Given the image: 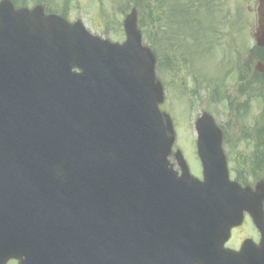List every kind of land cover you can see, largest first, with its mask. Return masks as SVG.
<instances>
[{"label": "water", "instance_id": "95a60500", "mask_svg": "<svg viewBox=\"0 0 264 264\" xmlns=\"http://www.w3.org/2000/svg\"><path fill=\"white\" fill-rule=\"evenodd\" d=\"M256 1L252 36L264 46V0ZM124 29L119 45L90 36L79 23L44 17L40 8L14 11L0 2V237L24 234L37 240L39 257L50 256L53 236L71 215L76 224L81 205L84 264L237 262L240 253L222 244L243 209L262 224L257 199L264 192L246 195L228 181L219 131L205 116L195 126L204 180L183 166L179 178L167 169L171 141L156 107L162 90L154 59L141 45L134 12ZM63 177L79 180L81 189L61 182L64 197L52 182H16ZM179 209L203 217L196 242L181 216L172 225L163 221ZM217 215L222 224L205 218ZM5 246L0 264L32 248Z\"/></svg>", "mask_w": 264, "mask_h": 264}, {"label": "rangeland", "instance_id": "374dc122", "mask_svg": "<svg viewBox=\"0 0 264 264\" xmlns=\"http://www.w3.org/2000/svg\"><path fill=\"white\" fill-rule=\"evenodd\" d=\"M14 1L17 7H33L40 3L37 1H43L49 10L63 14L68 21L80 20L89 32L116 42L124 40L123 19L136 5L137 26L141 31L142 41L159 58L155 72L165 90L159 110L171 119L175 135L173 144L184 150L190 171L200 174L193 156V123L201 113L210 115L223 130L222 146L230 177L234 179L237 175L242 176L248 172L253 175L249 171L252 165L257 170L251 162L253 145L257 141L255 129L257 125L264 123L262 105L256 100L248 99L246 95H240L236 91L237 84L231 83V79L227 78L230 74L228 71L232 68L242 63L247 64L248 51L253 46L250 31L254 22L255 0ZM237 15L242 16L240 30L244 35L210 34L215 31L236 32L239 27L232 22ZM195 32L199 35H195ZM206 33L209 35H204ZM193 34L197 38L195 41ZM166 58L170 69L163 68ZM246 71L248 80H253L255 77L252 67ZM233 76L234 73L232 79ZM220 79L223 80L221 83ZM211 80L220 84L215 85ZM213 87L216 88V94L220 93L221 100L210 99ZM225 95L229 97L225 98ZM230 97H234L232 102L229 101ZM240 103H243L245 110L242 112L240 109L242 113L238 114L234 106ZM242 132L251 135L243 137ZM262 140L264 141V136ZM256 151L261 153V150ZM258 169L263 171L262 168ZM249 175L246 178L253 184L255 177ZM244 236H253L248 223L235 231L230 244L236 238Z\"/></svg>", "mask_w": 264, "mask_h": 264}, {"label": "flooded vegetation", "instance_id": "af4514ba", "mask_svg": "<svg viewBox=\"0 0 264 264\" xmlns=\"http://www.w3.org/2000/svg\"><path fill=\"white\" fill-rule=\"evenodd\" d=\"M233 73H234V76H235L234 79L236 80V82L240 83L241 79L244 77L242 74V69L236 68L235 70L231 71V74H233ZM251 87H253L252 91L254 94V98L256 99V97H257L258 99H261V97L264 96V76L258 75V76H256V78L254 80L251 81V85L246 90L247 95L250 93ZM248 97H250V96H248ZM259 148H264V145L259 146ZM256 150H261V149H254L253 152ZM246 219H248V217H245V220ZM241 241H243V240H241ZM253 244L256 246V248H259L257 250V252H260L261 240H260V233L257 230L254 232ZM239 245H240V243H239ZM239 245H237V247Z\"/></svg>", "mask_w": 264, "mask_h": 264}]
</instances>
